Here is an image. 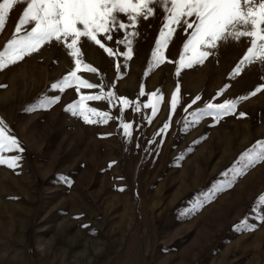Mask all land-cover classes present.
<instances>
[{"label":"rangeland","instance_id":"374dc122","mask_svg":"<svg viewBox=\"0 0 264 264\" xmlns=\"http://www.w3.org/2000/svg\"><path fill=\"white\" fill-rule=\"evenodd\" d=\"M25 6L9 11L0 51ZM151 6L154 15L135 26L120 14L126 28L113 29V40L98 35L113 56L84 37L77 45L83 62L98 70L77 73L98 85L79 94L114 93L111 102H87L113 117L107 123H85L65 111L79 98L76 89L51 87L75 67L64 42L45 43L0 69V120L23 148L3 153L19 157L15 167L0 164V264H264V160L245 157L264 143V90L218 121L192 117L206 112L207 103L264 85V62L240 64L249 40L228 38L177 76L192 29L174 25L161 49L164 60L155 64L152 52L168 13ZM126 34L131 59L126 43H116ZM153 92L162 97L154 117L144 107L156 102ZM56 96L58 103L42 106ZM165 122L170 127L158 134ZM122 123L132 125L130 137Z\"/></svg>","mask_w":264,"mask_h":264},{"label":"snow or ice","instance_id":"6c2138e0","mask_svg":"<svg viewBox=\"0 0 264 264\" xmlns=\"http://www.w3.org/2000/svg\"><path fill=\"white\" fill-rule=\"evenodd\" d=\"M18 3L26 4L23 8L19 22L15 26L13 37L7 42L3 51H0V69L10 64L22 60L26 55L38 51L45 43L53 40L64 42L68 55L74 60L75 67L68 72L61 80L51 85L52 88L58 89L61 93L68 88H75L79 98L69 103L65 111L79 116L85 123H107L110 116L108 112H102L88 105V101L111 100L114 93L100 95H81V88L94 89L97 84L90 83L82 79L77 73L84 70L96 73L98 70L81 59L82 52L77 46L81 38H87L94 42L109 56L114 55L110 47L98 39V35L104 34L106 39L113 40V29H125L126 24L121 21L120 14H125L127 20L131 21L133 26L139 18L147 19L154 15V9L151 5L159 3L168 13L164 28L160 31L161 39L156 41L157 47L152 52V61L159 64L164 60L161 51L167 44L169 37L175 31L174 25H186L187 29H192L190 38L183 45V53L177 63L176 75L179 76L181 69L191 67L193 64L202 63L210 54L206 49L215 48L218 42L232 38L239 41L241 38H248L250 46L246 54L240 61V64L251 63L257 59L264 62V0H2L0 2V31L5 27L9 11ZM189 22L188 18H193ZM26 26H31L30 30ZM166 29V31H165ZM24 30V35H19ZM136 35V33H132ZM71 39V42L67 41ZM117 44L126 43L128 51L124 53L127 59H131L132 48L131 40L127 34L123 40H117ZM119 68V65H117ZM240 72V65L233 70L235 76ZM221 90L218 95H221ZM264 90V85H259L254 91L237 99L225 100L224 103L214 104L207 103L204 109L192 113L193 123L199 122L200 114L213 116L217 121L224 115L231 114L235 111L237 102L246 100L250 96L256 95ZM180 89L177 86L171 98V111L174 113L177 108V93ZM140 95H144L141 88ZM151 96L157 97L155 103L151 100L144 107L152 108L153 117L157 112V104L162 97L153 92ZM124 105L130 103L126 98H118ZM59 96L47 99L42 105L49 107L58 103ZM200 100L197 96L193 99L192 104ZM191 104L188 105V108ZM139 109H137L138 111ZM187 111V109H185ZM241 116L245 115L240 113ZM151 123V118H148ZM126 136H131L130 123H122ZM170 127L165 122L163 128L158 134H163ZM261 151L256 155L246 153L245 157L249 163L264 160V143L261 144ZM23 151L16 137L9 134L4 122L0 120V164H6L8 167H15L19 159L18 156L5 157L3 153L12 151ZM122 190V189H121ZM264 203V196L260 198ZM247 227L246 223L244 224Z\"/></svg>","mask_w":264,"mask_h":264}]
</instances>
